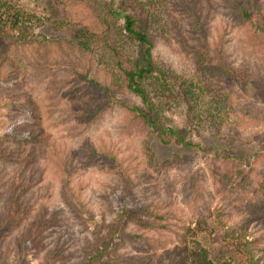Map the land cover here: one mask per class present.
I'll return each mask as SVG.
<instances>
[{"label": "trees", "instance_id": "1", "mask_svg": "<svg viewBox=\"0 0 264 264\" xmlns=\"http://www.w3.org/2000/svg\"><path fill=\"white\" fill-rule=\"evenodd\" d=\"M47 1L78 8L74 19L82 32L76 39L51 38L48 41L42 36L39 44H34V40L25 44L26 40L19 35L27 31L30 16L18 10L12 12L10 2L13 4L14 0H0V105L10 106L23 119L0 135L2 264H8L11 257L20 260L28 253L41 254L47 245L48 231L60 224L57 216L49 213L46 207L36 209L32 199V193L36 194L34 188L44 178L45 170L39 168L41 161L52 167L62 202L78 223L85 228L92 227V237L85 243L77 261L66 262L53 249L47 251L40 264H216L197 239L204 232L212 236L216 228L200 218L197 227L181 225L182 232L174 231L177 245L173 250L157 254L160 240L148 234L171 231L170 211H162L164 206L159 205V199L151 200L144 194L140 206L129 208L127 201L138 199L141 193L136 192L129 167L111 144L101 141L96 145L84 140L81 141V156L106 165L115 191L124 200L120 212H111L110 220L102 215L97 222L82 201L81 190L73 184L77 163L72 151L59 145L44 128L41 111L32 96L17 89L25 84V68L30 65L46 73H51L53 66L64 67L68 77L56 80L54 87L65 88L63 98L69 95L88 97L84 106L69 107L70 111L64 112L66 123L75 122L68 128L69 132L72 135L91 132L107 114L123 113L126 125L144 135L141 153L147 164L167 171L173 164H180V157L174 154L171 158L156 160L152 151L154 141L192 149L199 146L190 139L192 135L208 130L222 138L228 128L234 132L235 141L245 140L238 130L239 124L247 116L252 119V112L240 103L245 99L244 89L258 82V70L234 66L223 44L209 40V0ZM223 1L232 17L250 31L249 43L264 54V0ZM168 2H172L186 20L185 32L178 31L177 40L180 52L193 67L191 76L160 64L154 54L158 35L163 31L162 17H169ZM158 4L163 15L154 9ZM2 11L8 12L5 18ZM261 79L264 82V76ZM120 97H134L137 101L129 102ZM232 116L236 117L237 124L229 119ZM256 138L253 134L245 142L251 143ZM217 157L220 165H227L224 176L227 175L229 183L248 185L252 179L251 170L240 156L226 153ZM256 159L264 160V145L257 151ZM182 178L181 186L188 201L201 200L206 192L203 172L185 170ZM243 179H248L244 185ZM258 185L259 191L252 190L255 202L241 207L250 216L233 222L222 236L225 246L233 249L231 251L246 255L247 264H257L258 260L251 261L254 250L264 251V247L248 246L243 234L251 223H264V177ZM221 225L225 227L223 222ZM127 245L136 247L139 254L122 253L121 249Z\"/></svg>", "mask_w": 264, "mask_h": 264}, {"label": "rangeland", "instance_id": "2", "mask_svg": "<svg viewBox=\"0 0 264 264\" xmlns=\"http://www.w3.org/2000/svg\"><path fill=\"white\" fill-rule=\"evenodd\" d=\"M208 2L209 40L213 43L223 44L224 52L234 66L244 65L249 69H257L259 72L258 82L249 84L244 89L245 99L240 103L242 107L248 108L252 112V119L247 116L242 123L239 121L238 129L245 140L253 134L257 135V138L251 143H247L245 140L235 141V137H232L234 132L229 128L225 130V135L222 138L208 130L199 131L190 138L192 142L199 143L198 147L192 149L181 148L174 144L163 145L154 141L152 151L156 160L171 158L174 154L180 157V164H173L169 170L160 171L147 164L146 158L141 153V140L144 135L136 128L126 125L123 113L115 111L107 114L100 125L91 132L83 131L78 135H72L69 132L68 128L75 122L66 123L64 112H69V107L83 105L88 97L84 95L62 97L65 88L58 90L54 87V83L56 80L68 77L64 67L53 66L51 73H46L30 65L25 68V84L17 90L21 89L32 96L41 111L44 128L52 134L59 145L72 151L77 163L73 184L81 190V199L93 213L97 222L102 219V215L110 220L111 212H120L124 200L118 191H115L114 181L108 173L106 165L81 156V141L84 140L91 141L96 145L101 141L111 144L129 167L135 181L136 192L141 191L138 199L134 197L133 200L127 201L129 208L140 206L144 199L142 194H144L151 200L152 198L159 199V205L164 206L162 211H170L171 231L148 234V236L160 240L157 254H161L163 250H173L177 245L174 231L182 232L181 225L197 227L196 222L200 218L201 220L205 219L207 223L216 228V232L212 236L204 232L200 233L197 238L202 246L208 249L210 258L216 264L223 262L247 264L246 255L231 251L233 249L225 246L222 236L224 230L233 222H239L250 216L249 213L241 210V207L255 202L256 198L253 196L252 190L253 188H256V191L260 190L258 183L262 182L264 177V160L257 161L256 159L257 151L264 145V82L261 79L264 76V54L249 43L250 31L232 17L223 0H209ZM10 3L13 8L12 12L18 10L19 13L30 16L29 23H26L27 31H23L25 34L20 33L19 35L22 36V40H26L25 44L27 45L28 40H34V44H39L43 40L42 36L46 37L48 41L51 38L71 41L82 32V28L74 19L75 10L78 9L75 6L66 8L64 4H52L47 0H14V5L12 2ZM154 9L163 15L159 4ZM167 10L169 17H162L163 31L161 35H158L155 57L160 64L169 65L173 70L191 76L194 74L193 67L184 53L180 52L177 40V32H185L186 20L180 16L181 13L174 8L172 2L167 3ZM9 11L11 12L10 8ZM7 13L2 11V16L5 18ZM19 50L20 52L24 51L22 46L19 47ZM28 52H31L30 47ZM55 54L54 51L53 55ZM17 55L21 54L17 52ZM20 67L23 66L20 65ZM120 99L129 102L137 101L134 97H120ZM236 107H239L238 102H236ZM10 108V106L0 105V135L6 133L13 123H20L23 120ZM229 119L237 124L236 117L232 116ZM226 153L231 156H240L247 169L251 170L252 179L246 187L239 184L232 185L228 182L227 175L224 176L225 171L228 170L227 165H220L217 155ZM39 168L45 170L44 178L41 184L34 188L36 194L32 193V199L36 209H41L42 206L46 207L49 213L57 216L60 224L48 231L47 245L41 254L28 253L20 260L11 257L8 264H40L39 262L44 260L47 251L53 249H56L66 262H75L81 257L85 243L92 237V227L85 228L78 223L62 202L59 195V183L56 176L53 175L52 167L41 161ZM185 170H200L206 177L205 195H202L201 200L196 203L188 201L181 186V182L184 181L182 174ZM217 176L218 178L215 179ZM246 181L248 179H243V185ZM222 222L225 227H222ZM243 234L248 246L264 247V223H251ZM135 248L127 245L121 249V252L132 255L139 254ZM252 255V262L258 260L257 264H264L263 250H254ZM1 260L0 264H2Z\"/></svg>", "mask_w": 264, "mask_h": 264}]
</instances>
